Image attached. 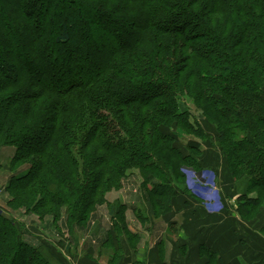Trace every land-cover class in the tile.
<instances>
[{"label":"trees","instance_id":"trees-1","mask_svg":"<svg viewBox=\"0 0 264 264\" xmlns=\"http://www.w3.org/2000/svg\"><path fill=\"white\" fill-rule=\"evenodd\" d=\"M8 1L0 5V145L15 146L11 167L30 164L9 187L33 192L41 214L56 218L66 207L70 231L86 227L130 168L155 178L147 188L153 217L171 212L180 191L164 176L179 167L167 162L191 159L156 125L171 118L197 133L190 112L178 109L183 99L216 123L237 212L264 206V0ZM108 207L117 209L113 231L136 238L123 220L128 207ZM19 234L1 214L0 264H53ZM201 247L207 264L223 262Z\"/></svg>","mask_w":264,"mask_h":264},{"label":"rangeland","instance_id":"rangeland-1","mask_svg":"<svg viewBox=\"0 0 264 264\" xmlns=\"http://www.w3.org/2000/svg\"><path fill=\"white\" fill-rule=\"evenodd\" d=\"M6 2L9 1L0 0V5L3 9L6 7ZM35 26L33 25V27ZM3 39L7 43L10 42V39H6V37H4ZM5 42L4 44H7ZM98 62H100V60ZM20 64L22 67H25L23 62H20ZM76 66L73 67L72 72H77L80 76L83 77V75L86 73V70L79 68V65ZM32 77H36V75ZM52 79L53 80L48 81L50 84L54 85L59 83V81H57L55 77H52ZM60 83H63V81ZM42 101H44L43 98H41L38 103L41 104ZM178 106V109L180 111L183 112L188 110L190 112V114H187V120H189V122H191V124L195 126V128H197L198 132L195 133L190 131L187 126H182V121L179 125L171 118H169V123L165 124L159 122L156 125V129H158L164 135L170 137L172 136L171 139L168 140L169 145H174V147H177V149H179L180 153L183 156L188 155L191 159V161H185L183 166H178L181 164H179L178 161L175 162L176 160L170 157V161L167 162L169 166H171L172 164V166L176 165L179 168L176 169L175 167L172 170V173L170 175L171 178H168L165 175V180L170 184H174L178 188V191L184 192L185 194L187 193L189 196L197 198L195 191H198V188L194 185V189H196L194 190L192 187L195 180L198 184H200V181L193 177L192 174L199 172V170H201V167L196 168L193 161L194 158H196L199 165L202 166L205 165L204 161L207 158L209 162H207L206 165L210 166L211 170L212 168H214L215 171L219 170V172L216 171V179L213 178V183L216 184L214 185V190L216 191H214V195H212L214 199L207 201V203H209L210 208H215L216 206L221 207L222 205L224 206L228 204L227 178L223 180V184H220L222 180L218 179L222 178L220 172L223 173V170L226 171V162L225 153L223 151V148L221 147V143L216 130V123H214L213 121L210 122V120L206 119L203 111L199 107H196L192 100H180ZM46 132L47 130L44 131V133ZM35 138L36 139L32 140L33 144H38V142L41 144L44 139L43 135ZM150 138L151 135L147 134L144 136L143 140L148 143L151 142ZM164 143L165 142H163L162 145H164ZM159 147L160 145H158L155 149L158 154L162 155L163 158L169 155L166 151H163ZM189 147L199 148V151L197 152L195 150H191ZM14 152V145H0V215L2 214L5 217L13 218L19 228V237L28 245L33 246L36 251L41 253L43 256L50 255L51 257H53V259L51 260L53 264H68L62 258L63 255L61 253L65 254V252L68 253L71 259H73V257H77L78 254L83 257L86 255H92V253L97 254L96 252L99 251V253H102V251L104 250L103 247L105 245L103 246V243L98 245L102 237V232L100 234L99 230L97 231L98 223L96 222V219L99 213H101L103 216L102 222L104 223V225L108 227H114L113 219L117 209L115 207L113 214H109L108 204L114 205L119 202L123 205H126L128 209L124 211L123 220L127 222V224L132 228V230H134V232H140V234L143 235V238L147 239L148 236L151 237L153 234H157L158 232H164L163 227H165V225L163 221L161 223L160 220H158L157 222L155 221L156 225L153 226V228H150V226L145 224L143 221L144 218L155 219L152 215V208L150 206L147 192V188L150 186V182L155 181V178H153L152 175H146L144 179L143 176L141 177V174L137 169L130 168L126 176L121 179V186L117 189H112L107 192V194L105 195V202L100 203V205L97 206V209H99V211H97L96 209L90 215L88 223L85 225L86 227L76 226L75 228H73V231H70V229L68 228L69 223H67L68 211L66 207L61 208V214H59L56 218H54V215H52L51 212H45L44 214H41V212L35 209V206L30 203V196L33 194V192L29 194L25 190L24 194V192L21 191L15 192L14 188H12L13 184H18L15 183L16 181H13L11 179L12 176H14L15 174L26 172L28 168H30V164L26 161L17 162L16 164H14V167H11L10 160L13 159V156L15 154ZM171 161L176 164L172 163ZM179 169H181L180 173L183 174V180H179L180 177H177ZM224 174L226 176V172ZM177 179L178 181H176ZM145 180H148L146 184H144ZM207 181L209 180H206L204 182ZM11 184L12 186L9 187ZM208 187L212 188L213 185L210 183ZM257 211L258 210L255 209V211H253L246 217L249 219H254ZM95 212H98L96 217L95 215H93ZM175 217H173L172 220H175Z\"/></svg>","mask_w":264,"mask_h":264},{"label":"crops","instance_id":"crops-1","mask_svg":"<svg viewBox=\"0 0 264 264\" xmlns=\"http://www.w3.org/2000/svg\"><path fill=\"white\" fill-rule=\"evenodd\" d=\"M204 162L201 170L192 174L200 181L198 184L195 180L192 187L194 189L195 185L198 188V191L194 189L198 199L179 192L173 198L171 212L144 221L150 228H153L158 220L160 223L163 221V233L158 232L145 239L140 232H134L124 220L127 231L137 235L129 240L124 232L115 233L112 226H105L102 222L103 216L99 213L96 219L97 231L99 230L100 234L102 232V237L98 245L103 243L105 251L102 249V253L99 251L97 254L83 257L78 254L73 259L65 252L61 253L62 258L68 264H207L206 252L201 247L204 243L222 259L220 264H264V206L257 211L254 219L242 217L237 212L234 204L237 191L226 165V171L220 172L222 178L218 180H222L220 184H223V180L227 178L229 206L226 204L210 208L207 201L214 199L212 195L216 191V184L213 183V178L216 179V171L219 170H211V167L206 165L209 162L207 158ZM206 180L209 181L204 182ZM210 183L212 188L208 187ZM97 213L93 215L96 217ZM173 217L176 219L172 220ZM107 243H111L109 245L114 250L108 251ZM118 245L122 252L115 254Z\"/></svg>","mask_w":264,"mask_h":264}]
</instances>
